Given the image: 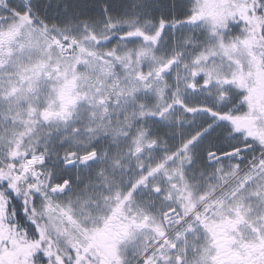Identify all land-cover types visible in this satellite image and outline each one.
<instances>
[{"label": "snow or ice", "instance_id": "1", "mask_svg": "<svg viewBox=\"0 0 264 264\" xmlns=\"http://www.w3.org/2000/svg\"><path fill=\"white\" fill-rule=\"evenodd\" d=\"M0 264H264V0H0Z\"/></svg>", "mask_w": 264, "mask_h": 264}]
</instances>
